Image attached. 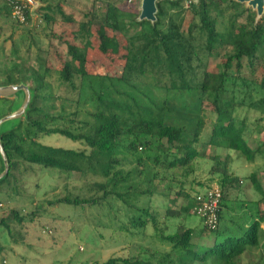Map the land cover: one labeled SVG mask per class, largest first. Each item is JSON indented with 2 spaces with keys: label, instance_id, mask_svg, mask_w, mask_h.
I'll list each match as a JSON object with an SVG mask.
<instances>
[{
  "label": "trees",
  "instance_id": "trees-1",
  "mask_svg": "<svg viewBox=\"0 0 264 264\" xmlns=\"http://www.w3.org/2000/svg\"><path fill=\"white\" fill-rule=\"evenodd\" d=\"M36 1L49 11L56 10L50 3L57 0ZM184 1L156 2V20L151 23L133 18L123 7L127 4L124 0H93L77 32L82 35L85 49L84 33L89 27L128 34L129 30H122L128 23L127 28L138 29L135 35L126 36L127 58L119 78L83 72L86 63L79 55L85 56V52L77 54V46L68 40L63 43L77 65L65 64L56 73V86L46 60L38 58L32 65L19 61V57H0V88L25 86L30 97L23 115L0 125V144L8 165L0 188L15 179L20 163L93 179L86 184V198L67 196L56 203L79 209L104 205L112 209L111 204L118 205L127 221L122 230L130 239L143 243H139L140 256L135 259L117 257L94 264H234L249 250L260 247L264 215L254 220V214H260L264 191L254 175L251 180L260 198L249 205L245 199H229L240 185L239 179L229 175L226 161L217 168L218 157H213L215 166L210 171V176L216 177L209 179L207 188L190 195L185 185L195 183L191 179L195 163L204 158L206 146L236 152L248 163L264 155V142L251 149L244 138L245 120L230 118L223 124L219 119L221 114L245 106L259 117L257 124L264 121V17L256 22L251 12L235 1L187 0L188 7ZM187 13L191 20L183 35ZM25 15L29 20L28 10ZM224 16L229 32L219 43L216 21ZM0 19H11L7 2L0 3ZM109 40L107 36L99 37L102 53ZM13 53L17 51L11 50ZM219 58L223 59L221 65L210 71L209 64ZM194 59L203 70L193 85L190 76ZM154 64L159 68L155 88L164 91V98H156L141 81ZM244 70L247 77L242 75ZM236 93L244 98L237 100ZM252 93L257 95L256 100ZM24 100L22 90L0 98V120L17 112ZM204 103L214 107L212 114L216 117L205 143L200 141L205 127ZM50 136L76 142L83 148L70 150L40 143V139ZM4 169L0 155V175ZM213 182L222 192L216 228L210 229L204 218L195 214L202 228H187L184 220L191 217L194 208L202 206ZM154 197H182L187 204L166 207L161 215L151 205ZM8 213L0 219V228L10 234L9 217L18 223L23 218L16 211ZM206 233L213 236L211 246L197 242V237Z\"/></svg>",
  "mask_w": 264,
  "mask_h": 264
},
{
  "label": "rangeland",
  "instance_id": "rangeland-1",
  "mask_svg": "<svg viewBox=\"0 0 264 264\" xmlns=\"http://www.w3.org/2000/svg\"><path fill=\"white\" fill-rule=\"evenodd\" d=\"M17 1L24 5L28 4L26 7L30 17L25 23L16 21L12 16L8 20L0 19V28L2 29L0 57H12L13 59L19 57V61L32 65L38 62V58L46 60L53 72V85L56 86V73L65 64L77 65L76 62H72L71 55L67 54V45L63 43L68 40L71 45L77 46V54L85 52V56L79 55L85 59L86 63L81 68L83 72L114 78L121 77L127 58L128 38L126 36L135 35L138 29L127 28L128 23H124L122 28L124 31L129 30L128 34L89 27L84 33L86 36L85 49L80 38L82 35L78 36L77 32L79 25L84 21L85 14L91 9L93 0H57L50 3L51 8L56 9L53 12L47 10L46 5L36 0ZM129 1L131 2L129 3ZM141 1L124 0L127 4L123 6L133 18L136 17L138 20ZM1 2L6 3L7 0H0ZM183 4L188 7L189 2L185 0ZM241 5L251 12L256 22L259 21L255 10L247 3ZM57 7H59L58 10ZM64 18H67L66 21H63ZM190 20L191 15L187 13L182 30L183 35L186 34V25ZM244 21L245 17L239 20V23L243 24ZM228 24L227 16L217 18V41L219 43L226 38L229 32ZM100 36H107L110 39V42L106 44L105 53L100 51ZM11 50H16L17 54H11ZM185 50L188 52L187 48ZM219 59H215L209 64L210 71L216 70L217 66L221 65L223 59ZM191 65L190 81L194 85L199 80L203 68L197 64L195 59ZM155 66L156 64L153 65L154 68L145 73L141 81L150 87L151 93L156 98H164V91L155 88L159 83V68ZM75 69L77 68L75 67ZM230 72H234V67ZM242 75L247 77L246 70ZM235 96L237 100L244 98L242 93H236ZM251 97L253 100L258 98L253 93ZM212 112H214V107L204 103L205 127L200 138V141L204 143L208 139L211 123L216 118ZM230 118H235L239 122L245 120L244 138L251 149H256L260 143L264 142V121L257 124L259 117L247 107H237L234 112L219 116L223 124L227 123ZM39 141L42 145L55 148L70 150L83 148L81 144L59 136L44 137ZM213 157H218L215 160L220 163L217 166L218 169L226 161L229 175L239 179L240 185L232 190L229 199L232 201L245 199L247 205L258 201L260 195L255 190L251 176H255L256 182L264 191V155L258 156L253 163H248L236 152L226 148L214 149L212 146H206L204 158L195 163L196 172L191 178L195 180V183L191 186L185 185L188 194L193 195V193L207 188L212 177H216L210 176V171L215 166ZM14 175L15 179H11L8 185L0 188V219L8 217V212L13 210L23 220L22 223H18L14 218L9 217L10 234L5 228H0V264H94L104 263L110 258L135 259L140 256L138 246L142 241L140 242L137 238L130 239L122 230V226L127 224V221L124 219L123 212L119 211L118 205L111 204L112 209L108 205H104L102 208L83 206L82 209H79L56 203L57 200L67 196L86 198L89 195L86 191V184L93 179L80 178L76 173L59 174L26 163H20ZM213 186L217 185H214L213 182ZM151 201V205L161 215L166 207L179 208L187 204L182 197H154ZM258 209L260 214H254V220H259L260 215H264V200ZM193 214L191 213V217L184 220V225L198 231L202 228V222ZM260 228V247L249 250L234 264H264V223H261ZM197 242L204 246H211L213 236L207 233L199 235Z\"/></svg>",
  "mask_w": 264,
  "mask_h": 264
},
{
  "label": "water",
  "instance_id": "water-1",
  "mask_svg": "<svg viewBox=\"0 0 264 264\" xmlns=\"http://www.w3.org/2000/svg\"><path fill=\"white\" fill-rule=\"evenodd\" d=\"M30 2V0H25ZM158 0H142L141 1V12L139 16L140 21H149L151 23H154L156 18V2ZM235 2L239 4H244L247 3L249 7H251L253 10H255L259 20L263 18V13H264V0H234ZM24 91L25 94V100L23 103V106L15 113L11 114L10 116H7L3 119L0 120V125L8 120L20 117L23 115L28 103H29V91L25 86H10V87H3L0 88V97H7L9 94H14L18 91ZM0 155L3 159L4 162V172L0 175V179L3 178L5 175L8 173V165L7 161L4 155V151L2 149V146L0 144Z\"/></svg>",
  "mask_w": 264,
  "mask_h": 264
},
{
  "label": "built area",
  "instance_id": "built-area-1",
  "mask_svg": "<svg viewBox=\"0 0 264 264\" xmlns=\"http://www.w3.org/2000/svg\"><path fill=\"white\" fill-rule=\"evenodd\" d=\"M17 0H7L8 6L11 7V16L13 19L20 23L27 21L25 12L27 7L24 4L19 3ZM131 1H129L130 3ZM264 14V13H263ZM222 200V192L219 187H212L204 196L202 206L194 208L192 213L198 217L204 218L205 224L210 229H215L217 226V214Z\"/></svg>",
  "mask_w": 264,
  "mask_h": 264
}]
</instances>
